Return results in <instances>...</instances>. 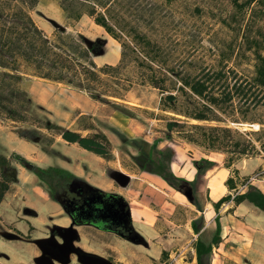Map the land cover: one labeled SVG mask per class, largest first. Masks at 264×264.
I'll use <instances>...</instances> for the list:
<instances>
[{
  "label": "trees",
  "instance_id": "trees-1",
  "mask_svg": "<svg viewBox=\"0 0 264 264\" xmlns=\"http://www.w3.org/2000/svg\"><path fill=\"white\" fill-rule=\"evenodd\" d=\"M57 1L68 23H77L87 16L104 29L121 46V59L117 66L99 67L93 55L101 53L106 41L91 42L59 26L49 37L31 16L39 0H0V122L11 126L20 139L39 143L42 127L30 114L33 107L31 81L38 79L85 93L94 102L118 109L121 108L118 103L125 101L133 87H149L160 93L159 110L175 117L166 123L168 141H173V134H177L208 154L224 155L227 169L264 153V28L256 25L263 10L254 6H264V0H232L238 15L230 20L239 28L232 29V23L226 22L232 29V37L218 45L220 68L201 67L177 59L169 45L137 29L124 34V25L118 18L120 13L115 10L117 6L124 8L123 0ZM247 14L250 15L248 21ZM229 63H233V68ZM244 64L250 68L244 70ZM124 115L131 114L124 112ZM82 117L86 115L77 121ZM242 125H259V131L243 133L238 129ZM45 126L57 131L55 139L61 137L90 153L111 157L112 144L105 134L96 131L93 121L88 127L77 130H63L49 121ZM82 131L89 134L84 136ZM112 132L137 152L132 159L142 173L161 178L180 193L182 186L195 185L196 180L187 182L174 174L172 148L161 150L158 141L150 144L142 139H130L118 129ZM14 162L37 177L74 226H93L126 240L137 235L131 217L127 216L129 204L122 196L97 189L69 171L37 167L17 153L10 157L0 154V205L12 185L6 171ZM216 165L211 160L195 162L196 179ZM233 173L239 175L237 170ZM225 186L236 194L212 203L216 213L226 204L248 205L264 213V193L251 182L246 183L243 192L238 191L234 177L228 178ZM192 205L203 212L196 200ZM215 222L210 242L202 237L203 218L191 224L198 235L197 264H212V252L222 243L223 226L219 216ZM59 233L64 230H54V235Z\"/></svg>",
  "mask_w": 264,
  "mask_h": 264
},
{
  "label": "rangeland",
  "instance_id": "rangeland-1",
  "mask_svg": "<svg viewBox=\"0 0 264 264\" xmlns=\"http://www.w3.org/2000/svg\"><path fill=\"white\" fill-rule=\"evenodd\" d=\"M246 1L248 0H241V2ZM254 6L263 10L257 18L256 25L264 28V6L260 7L257 4ZM123 7L117 6L115 10L120 13L118 18L124 25V34L125 31L131 32L137 29L151 39L169 45L175 51L174 56L177 59L188 60L189 64H197L201 67H221L218 45L222 40L232 37V29L239 28L230 20L235 14L238 15L232 0H123ZM31 16L37 26L49 37H52L55 32L56 28L52 24L55 23L74 36L83 35L91 42L106 41L107 45L101 53L93 55L95 63L99 67L117 62L114 66L119 64L121 46L87 16L77 23H68L64 19L57 0H39ZM249 16V14L246 15L247 21L250 19ZM228 21L232 23V29L227 27ZM115 58H118L117 62ZM228 66L233 68L234 65L229 63ZM242 68L247 70L250 67L244 64ZM239 72L242 73L241 70ZM30 94L33 100L30 114L40 122L42 127L39 143H30L38 144L46 154L48 151L51 153L50 145L61 144L57 138H53L57 135V131H51L45 126L48 121L60 126L63 130L86 128L93 121L96 131L106 132L110 136L115 144L116 159L121 161V168L118 170L129 180L128 186L124 188V194L130 197V195L142 193L139 202H135L134 205L148 211L159 235L156 241L152 242L149 250L148 243L143 240L144 244L140 249L144 250L145 264H164L170 260L171 256L179 253L184 254L183 264H197L195 244L198 235L191 224L203 218L202 237L210 242L216 229L215 219L218 216L223 226L222 243L212 252V264H264V213L248 205L236 207L234 204H226L218 214L212 206V203L218 202L229 194L235 196L236 192L230 193L225 186V182L230 177L235 178L238 191L243 192L248 182L264 191V153L252 159L241 160L232 169H227L224 155L208 154L204 149L186 143L177 134H173V141H168L166 123L175 117L159 110L160 93L149 87L137 85L133 87L125 101L118 103L121 106L119 109L113 105L94 102L85 93L38 79L31 81ZM39 102H43L46 107ZM80 112H97L98 117L86 115L80 122L76 121L73 124ZM124 112L131 115L126 116ZM242 126L238 129L243 133L259 131V125ZM233 128L236 129V127ZM112 129H118L130 139H142L150 144L158 141L161 150L172 148L175 152L173 172L178 178L187 182L196 180L195 185L190 188L193 189L194 198L203 212H199L188 201L184 195V189L180 193L161 178L142 173L132 159L137 152L128 145H124ZM11 133H13L11 126L1 123L0 138H9ZM82 134L89 133L82 131ZM11 147L13 145L0 140V154L10 157ZM15 150L23 157L27 154L23 145L16 146ZM111 159H114L113 155ZM27 160L37 167L49 168L44 165L45 163L40 165V160L36 161V158ZM200 160H211L217 165L196 179L197 170L194 163ZM234 170H237L239 175H235ZM6 175L14 178L19 176L18 181L21 184L14 186H38L45 190L34 174L15 162L6 171ZM38 205H42L40 208L42 215L56 210L44 201ZM49 227L44 226L42 231H50ZM52 228L49 236L42 240L52 239L56 244L63 245L60 237L53 236L55 228ZM69 229L73 230V227ZM39 232L36 231V235ZM0 235L5 240H9L5 236H13L8 232V226L3 220L0 223ZM36 242L33 244L36 245ZM42 257L45 256L40 251L37 259ZM47 258L52 264H60L48 256ZM35 260L32 264H36Z\"/></svg>",
  "mask_w": 264,
  "mask_h": 264
},
{
  "label": "crops",
  "instance_id": "crops-1",
  "mask_svg": "<svg viewBox=\"0 0 264 264\" xmlns=\"http://www.w3.org/2000/svg\"><path fill=\"white\" fill-rule=\"evenodd\" d=\"M115 60L117 62L118 58H115ZM39 103L46 107L43 102ZM83 115H89L93 118L98 117L97 112H80L73 124ZM102 133L108 137L112 144L111 156L113 155L114 159L90 153L78 145L69 144L61 137L57 138V141L61 144H58V146L53 144L50 148L51 153L48 151L47 154L42 148L40 149L38 144L35 145L22 140L14 133H11L9 138H0V140L3 143L13 145L10 148L11 155L18 153L15 150L16 146L23 145L27 151L24 158H36V161L40 160V165L45 163L46 167L69 171L97 189L122 196L129 204L134 231L149 244H147L149 250L152 242H155L159 237L154 220L150 218L145 208L134 205L135 202H139L142 193L128 197L124 194V187L116 182V176L121 173L118 170L121 168V161L116 159L115 144L110 136L106 132ZM18 177L9 176L12 185L0 205V223L3 220L8 226V232L16 238L5 240L0 235V264H32L33 260L40 256L39 248L33 243L46 239L52 231V227L61 230H68L73 227L78 235L75 247L85 254L97 256L113 264H145L146 259L144 250L140 249L141 245L133 244L114 233L104 232L93 226H74L63 208L51 201L46 190L38 186H14L21 184ZM259 189L264 193L261 188ZM42 201L51 204L56 210L53 213L42 215L40 210L42 205H38ZM48 220L53 221L49 222ZM44 226H50L51 230L42 231ZM36 231L40 232L36 235ZM69 264L81 263L77 257L71 256Z\"/></svg>",
  "mask_w": 264,
  "mask_h": 264
},
{
  "label": "water",
  "instance_id": "water-1",
  "mask_svg": "<svg viewBox=\"0 0 264 264\" xmlns=\"http://www.w3.org/2000/svg\"><path fill=\"white\" fill-rule=\"evenodd\" d=\"M54 27L57 25L52 23ZM116 182L122 186L127 187L129 184V180L122 174H119L115 178ZM187 188V189H186ZM184 191L185 197L188 199L190 203L195 201L193 189L190 187L182 186V192ZM130 211L127 213V216H130ZM61 230V229H58ZM56 237V235H53ZM9 240L16 239L14 236H5ZM57 237H60L63 240V245H58L54 242V240H39L36 242L39 250L45 257L36 259V264H52L51 260L48 257L58 261L60 264H69L71 255H76L78 261L81 264H113L105 259L99 258L94 255H89L83 253L80 249L74 246V242L78 240V235L74 230H64V233H59ZM129 242L136 245H143L142 238L137 234L136 236H129L127 239Z\"/></svg>",
  "mask_w": 264,
  "mask_h": 264
},
{
  "label": "built area",
  "instance_id": "built-area-1",
  "mask_svg": "<svg viewBox=\"0 0 264 264\" xmlns=\"http://www.w3.org/2000/svg\"><path fill=\"white\" fill-rule=\"evenodd\" d=\"M183 253H179V254H174L173 256L170 257V260H168L167 262H165L164 264H183Z\"/></svg>",
  "mask_w": 264,
  "mask_h": 264
},
{
  "label": "flooded vegetation",
  "instance_id": "flooded-vegetation-1",
  "mask_svg": "<svg viewBox=\"0 0 264 264\" xmlns=\"http://www.w3.org/2000/svg\"><path fill=\"white\" fill-rule=\"evenodd\" d=\"M123 228V227H122ZM126 229H127V226L126 225H124V232H126Z\"/></svg>",
  "mask_w": 264,
  "mask_h": 264
},
{
  "label": "bare ground",
  "instance_id": "bare-ground-1",
  "mask_svg": "<svg viewBox=\"0 0 264 264\" xmlns=\"http://www.w3.org/2000/svg\"><path fill=\"white\" fill-rule=\"evenodd\" d=\"M59 225V224H58Z\"/></svg>",
  "mask_w": 264,
  "mask_h": 264
}]
</instances>
